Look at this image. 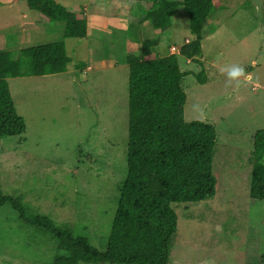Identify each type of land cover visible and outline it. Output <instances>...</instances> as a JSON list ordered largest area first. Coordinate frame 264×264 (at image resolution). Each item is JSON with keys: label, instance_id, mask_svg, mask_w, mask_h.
<instances>
[{"label": "rangeland", "instance_id": "374dc122", "mask_svg": "<svg viewBox=\"0 0 264 264\" xmlns=\"http://www.w3.org/2000/svg\"><path fill=\"white\" fill-rule=\"evenodd\" d=\"M55 1L86 19L85 38H64L63 23L45 21L25 0H0V50L9 47L16 58L23 47L62 40L71 57L68 72L8 80L26 128L0 139V193L22 194L36 212L71 223L102 247L127 172L129 135L165 127L163 93L176 96L174 76L191 71L182 78L184 119L215 126L216 193L173 204L177 229L167 264H259L264 200L249 197V174L264 167V0H213L199 63L178 53L192 37L182 5L160 32L144 18L151 2ZM29 20L36 30L21 29ZM144 39L158 43L142 58ZM128 57L137 58V80ZM233 64L244 68L239 86L220 71ZM29 231L16 211L0 206V264L51 261L56 246Z\"/></svg>", "mask_w": 264, "mask_h": 264}, {"label": "trees", "instance_id": "16d2710c", "mask_svg": "<svg viewBox=\"0 0 264 264\" xmlns=\"http://www.w3.org/2000/svg\"><path fill=\"white\" fill-rule=\"evenodd\" d=\"M28 8L50 23L64 25L63 37L85 38L87 21L77 17L55 0H25ZM151 2L144 18L160 32L171 26V19L183 6L189 19L191 39L181 45L179 54L198 62L202 48L206 18L213 0H137ZM264 27V17L262 19ZM158 40L144 39L141 57L151 53ZM137 71V58L128 57ZM71 57L62 40L23 47L18 56L8 49L0 50V139L21 135L25 121L17 113L9 90L8 78L60 74L67 71ZM191 71L178 72L172 86L175 94L166 99V125L163 129L129 135L126 149L125 178L118 188L116 209L108 237L96 247L71 223H56L36 212L22 194L0 193V206L17 212L22 227L41 242H52L56 254L45 264H167L172 239L177 229L174 203L196 202L212 198L216 193L213 171V149L217 143L214 124L184 119L186 94L182 78ZM139 75V73L137 74ZM201 83L203 71L196 74ZM134 116V115H133ZM249 197L264 200V167L254 166L249 174ZM251 264V263H246ZM264 264V254L260 263Z\"/></svg>", "mask_w": 264, "mask_h": 264}, {"label": "clouds", "instance_id": "9594fccd", "mask_svg": "<svg viewBox=\"0 0 264 264\" xmlns=\"http://www.w3.org/2000/svg\"><path fill=\"white\" fill-rule=\"evenodd\" d=\"M222 72H226L227 78H228V83L232 84L234 81L237 86L241 84L240 77L244 75V68L243 66L239 64H233L226 69H220ZM208 264H213L212 261H209Z\"/></svg>", "mask_w": 264, "mask_h": 264}, {"label": "crops", "instance_id": "0c3cea01", "mask_svg": "<svg viewBox=\"0 0 264 264\" xmlns=\"http://www.w3.org/2000/svg\"><path fill=\"white\" fill-rule=\"evenodd\" d=\"M23 17H25V15H24ZM36 23H37V22L30 21V20H29V21H22V22H21V27H22L21 29H22V30L24 29L25 31H28V30H30V29H35V30H36V29H37V25H36ZM37 24H38V23H37ZM19 35L22 36L20 33H19ZM0 43H1L0 46L3 47V43H2L1 41H0ZM8 48H9V47H5V49H8ZM5 49H4V50H5ZM66 72H68V71H66ZM9 79H13V78H8V80H9Z\"/></svg>", "mask_w": 264, "mask_h": 264}, {"label": "built area", "instance_id": "2783aa9c", "mask_svg": "<svg viewBox=\"0 0 264 264\" xmlns=\"http://www.w3.org/2000/svg\"><path fill=\"white\" fill-rule=\"evenodd\" d=\"M174 48H175V47H172V48H171V49H172V52H174Z\"/></svg>", "mask_w": 264, "mask_h": 264}]
</instances>
